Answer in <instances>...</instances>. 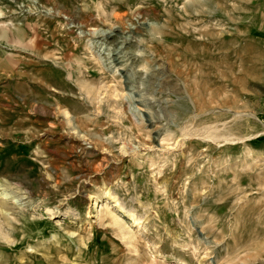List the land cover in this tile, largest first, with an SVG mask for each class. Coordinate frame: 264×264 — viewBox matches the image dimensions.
<instances>
[{"label": "rangeland", "instance_id": "1", "mask_svg": "<svg viewBox=\"0 0 264 264\" xmlns=\"http://www.w3.org/2000/svg\"><path fill=\"white\" fill-rule=\"evenodd\" d=\"M262 13L0 0V264H264Z\"/></svg>", "mask_w": 264, "mask_h": 264}, {"label": "crops", "instance_id": "2", "mask_svg": "<svg viewBox=\"0 0 264 264\" xmlns=\"http://www.w3.org/2000/svg\"><path fill=\"white\" fill-rule=\"evenodd\" d=\"M262 24L261 27H258V32H260V36L262 37V40H264V13H262Z\"/></svg>", "mask_w": 264, "mask_h": 264}, {"label": "bare ground", "instance_id": "3", "mask_svg": "<svg viewBox=\"0 0 264 264\" xmlns=\"http://www.w3.org/2000/svg\"><path fill=\"white\" fill-rule=\"evenodd\" d=\"M101 33V32H100ZM99 32H98V34H100ZM97 208L98 207H96V205L93 207V209L92 210H97ZM129 219H130V221L132 222V224H138L137 222H135V220L133 219V217H130L129 216ZM117 220V219H116ZM115 221V220H114ZM116 222V221H115Z\"/></svg>", "mask_w": 264, "mask_h": 264}, {"label": "trees", "instance_id": "4", "mask_svg": "<svg viewBox=\"0 0 264 264\" xmlns=\"http://www.w3.org/2000/svg\"><path fill=\"white\" fill-rule=\"evenodd\" d=\"M257 142L264 141V138H258L256 139Z\"/></svg>", "mask_w": 264, "mask_h": 264}]
</instances>
